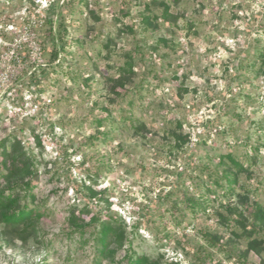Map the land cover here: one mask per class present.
I'll return each instance as SVG.
<instances>
[{
    "label": "rangeland",
    "instance_id": "rangeland-1",
    "mask_svg": "<svg viewBox=\"0 0 264 264\" xmlns=\"http://www.w3.org/2000/svg\"><path fill=\"white\" fill-rule=\"evenodd\" d=\"M162 3L175 23L159 19L156 29L145 28L142 16L150 8L159 17ZM39 11L29 1L0 0V39L7 37L0 42V141L14 138L34 162L39 178L32 207L40 213L26 241L0 227V264H91L92 229L69 238L73 227L66 222L82 209L89 212L85 223L112 215L124 224L127 242L116 260L130 247L168 264H264V216L252 215L256 206L264 208V77L250 68L255 50L264 52V0L68 5L69 53L34 92L23 76V57L31 53L32 62L44 66L48 51L32 52L39 41L28 39L23 27L29 13ZM159 38L171 45L152 52ZM126 53L134 68L121 87L116 80ZM239 62L244 69H237ZM145 72H151L148 84L123 98L139 88ZM129 114L136 119L132 128L121 122ZM104 117L114 125L97 127L94 120ZM92 136L98 139L91 142ZM226 154L243 170L226 159L221 166ZM196 166L219 175L227 167L237 181L233 193L217 189L206 212L191 214L184 196L204 195L209 180ZM243 227L257 230L253 249ZM204 231L218 247L207 243Z\"/></svg>",
    "mask_w": 264,
    "mask_h": 264
},
{
    "label": "trees",
    "instance_id": "trees-1",
    "mask_svg": "<svg viewBox=\"0 0 264 264\" xmlns=\"http://www.w3.org/2000/svg\"><path fill=\"white\" fill-rule=\"evenodd\" d=\"M29 1L33 9H37L31 0ZM175 1V0H174ZM83 0H54L45 9H41L39 14L29 13V17L25 20V25L34 31V38L38 42L40 53L48 51V58L45 65L36 64L35 60H31V53H27L23 60L28 61V65L23 72V76H28L29 86L35 92L36 88L40 86L41 79L47 76V71L50 70L51 73L56 74L58 68H61L62 62L65 57L62 55H67L69 43V33L68 26L63 18V10L68 5H79L82 4ZM164 9L161 15L158 17L154 14L151 15L150 8L147 9L148 15H143L142 24L145 28L156 29L157 22L159 19L163 22L175 23V17L170 14V8L168 4L162 3ZM39 10V9H38ZM150 13V14H149ZM40 29H44L39 32ZM4 45L6 44V35L1 34ZM39 37L43 38L40 42ZM48 44V48H46ZM28 43H23L22 47L27 48ZM163 45L164 47H169L171 41L165 38H159L157 42L150 47L152 52H157L159 47ZM173 47V46H172ZM27 50V49H26ZM138 53L142 54L140 48H138ZM41 55V54H40ZM125 61L120 68V73L122 76L116 80L117 84L122 87L124 85V79L129 75L133 74L134 68V57L131 54H125ZM251 71L255 73V76L264 77V52L256 49L252 55ZM237 69H244L242 62H239ZM31 70H33L31 72ZM151 72L142 73L140 81L138 83L139 88L134 87L130 92L124 94L125 99L128 98L130 93L137 92L136 89L140 90L144 88V84H148V76ZM79 75L76 73L71 76V80L76 82L79 80ZM158 78V77H157ZM176 79L175 76H173ZM88 81V87L90 79L84 80V83ZM34 87V88H33ZM123 99V101L125 100ZM126 105L130 107L129 110L134 105L133 98L127 100ZM109 117L100 118L94 120L97 127H104L107 122L111 127L114 125V121L110 120ZM123 125H129L131 128L134 127L136 119L132 114L124 116L121 118ZM103 141H106L107 133L101 134ZM97 136H92L90 141L93 142L97 140ZM180 140V139H178ZM186 141L185 138H181V143ZM179 147V144L176 145ZM223 159L231 162V165L236 171H242V165L237 162L232 154H226L223 158L219 159L221 166H225ZM201 173L207 174L209 180H204L203 186L205 187L204 195L197 196H184L185 208L191 214H197L199 212H206L208 208V196L209 194H216L217 189L225 191L226 194L233 193V184L236 183V176L227 170V167L221 170V174L218 172L212 173L208 168L196 166ZM217 175L218 178L213 179V175ZM38 173L35 169L34 162L29 161L25 153L20 150V144L13 138H4L0 141V185L3 183H8L12 179H18L19 182H14L11 186L7 187L6 190H0V227L9 231L17 239L21 241H26L30 235H32L33 227L30 222L34 218H39L40 213L36 208L32 207L35 198L36 183L38 181ZM26 179V180H25ZM89 214L87 209H82L76 214H72L66 220L67 224L73 227V231L69 234V238L73 235H79L83 238L87 232L88 228L92 229L91 236L93 239V255L91 264H102L104 261L110 264H168L161 263L159 261L151 259L146 255H136L135 252L131 250L130 247L126 248L125 255L121 260H116V254L119 250L125 247L127 239L125 237V226L124 224L115 219L114 216H107L103 219L101 216H92L88 223L84 222L83 215ZM253 217L264 216V208L260 205L256 206V210L252 213ZM235 221V220H234ZM241 223L239 221H235ZM245 230L246 238L250 239L248 241V246L253 249L254 245L258 244L257 239L252 238L254 232L257 230L253 227L250 231L243 227ZM202 237L207 241V243L212 247H218V241L216 237L212 236L209 232H202ZM130 243V241L128 242ZM177 264V263H169Z\"/></svg>",
    "mask_w": 264,
    "mask_h": 264
},
{
    "label": "built area",
    "instance_id": "built-area-1",
    "mask_svg": "<svg viewBox=\"0 0 264 264\" xmlns=\"http://www.w3.org/2000/svg\"><path fill=\"white\" fill-rule=\"evenodd\" d=\"M32 2H33V5L37 8V9H39V10H41V9H45L49 4H51L54 0H31ZM63 0H61V2H62ZM23 33H25L26 35H27V37H28V39H30L31 40V37L33 36L32 34H31V30L27 27V26H24L23 27ZM0 42H2V39H0ZM36 52V51H39L38 49H37V47H34V48H32V52ZM8 52L14 57V51H9L8 50Z\"/></svg>",
    "mask_w": 264,
    "mask_h": 264
}]
</instances>
